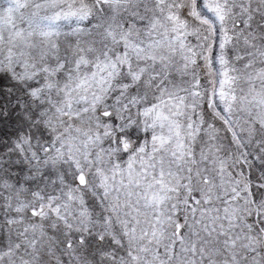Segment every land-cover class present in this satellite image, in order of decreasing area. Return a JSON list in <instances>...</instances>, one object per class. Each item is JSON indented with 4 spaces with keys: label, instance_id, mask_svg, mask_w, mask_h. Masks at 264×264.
<instances>
[{
    "label": "snow or ice",
    "instance_id": "snow-or-ice-1",
    "mask_svg": "<svg viewBox=\"0 0 264 264\" xmlns=\"http://www.w3.org/2000/svg\"><path fill=\"white\" fill-rule=\"evenodd\" d=\"M0 264H264V0H0Z\"/></svg>",
    "mask_w": 264,
    "mask_h": 264
}]
</instances>
